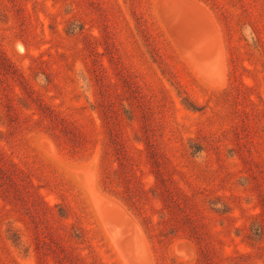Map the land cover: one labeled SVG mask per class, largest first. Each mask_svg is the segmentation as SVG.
I'll return each instance as SVG.
<instances>
[{
    "label": "rangeland",
    "instance_id": "obj_1",
    "mask_svg": "<svg viewBox=\"0 0 264 264\" xmlns=\"http://www.w3.org/2000/svg\"><path fill=\"white\" fill-rule=\"evenodd\" d=\"M0 264H264V0H0Z\"/></svg>",
    "mask_w": 264,
    "mask_h": 264
},
{
    "label": "bare ground",
    "instance_id": "obj_2",
    "mask_svg": "<svg viewBox=\"0 0 264 264\" xmlns=\"http://www.w3.org/2000/svg\"><path fill=\"white\" fill-rule=\"evenodd\" d=\"M199 18H200V17H199ZM203 20H204V19H203ZM193 22H194V21H193ZM190 23H191V22H190ZM215 39H216V38H215ZM196 42H197V41H196ZM218 45H220V44H218ZM215 46H216V44H215ZM216 47H217V46H216ZM218 50H219V47H218ZM218 50L214 51V52L217 53V55H218ZM219 53H220V51H219ZM214 54H215V53H214ZM220 54H221V53H220ZM214 58H215V57H214ZM220 58H221V57H220ZM212 60H213V59H212ZM218 60H219V59H218ZM218 63H219V61H218ZM209 65H210V66H209V69H210L211 73H212V74H215V76H217L218 73L216 72L213 63L209 62ZM222 65H223V64H222ZM222 65H219V64H218L219 67L222 66ZM220 68H221V67H220ZM222 69H224V67H223ZM222 69H221V70H222ZM220 72H221V71H220ZM223 72H224V71H223ZM216 73H217V74H216ZM219 74H220V73H219ZM224 74H225V73H224ZM224 74H223V75H224ZM205 80L208 81L207 78H205ZM205 80H204V81H205ZM206 81H205V82H206ZM211 85H212V84H211ZM114 232H115V231H114ZM117 242H118V241H117ZM141 243H142V242H141ZM139 246H140V245H139ZM135 250H136V249H135ZM137 251H138V250H137Z\"/></svg>",
    "mask_w": 264,
    "mask_h": 264
}]
</instances>
